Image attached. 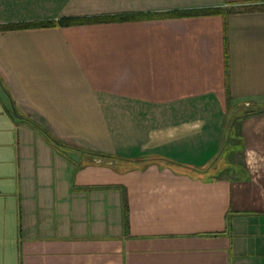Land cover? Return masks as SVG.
<instances>
[{
	"label": "crops",
	"instance_id": "crops-1",
	"mask_svg": "<svg viewBox=\"0 0 264 264\" xmlns=\"http://www.w3.org/2000/svg\"><path fill=\"white\" fill-rule=\"evenodd\" d=\"M0 72V264H264V0H0Z\"/></svg>",
	"mask_w": 264,
	"mask_h": 264
},
{
	"label": "trees",
	"instance_id": "trees-1",
	"mask_svg": "<svg viewBox=\"0 0 264 264\" xmlns=\"http://www.w3.org/2000/svg\"><path fill=\"white\" fill-rule=\"evenodd\" d=\"M218 10L214 9V10H201V11H195L192 12L191 14H199V15H206V14H211V13H216ZM79 21L77 20H69V21H61L59 22L60 25L64 26V25H70V24H75ZM54 23H48V25H53ZM24 27H28L27 25H15V26H9L7 27L8 29H15V28H24ZM0 82L4 84V79L1 75L0 72ZM12 99V96H11ZM240 112L237 114H232L227 116L226 122H225V129L229 130L232 128V126L236 123V121H238L239 119H242L243 117H247L249 115L252 114H256L259 112L264 111V106H260V105H256V104H249L247 107L244 105H241L238 107ZM19 114V113H18ZM20 115V114H19ZM29 120V119H26ZM36 125V124H35ZM46 135L48 136L49 140L55 144L57 147L61 148H67L70 150H75V148L67 145L66 143L60 141L59 139H57L54 135L50 134L49 132H46ZM85 154H89L91 157L100 160L103 163L106 164H114L116 162H118L120 160V158H117L116 156H112L109 154H105V153H98V152H84ZM224 153V150L221 154Z\"/></svg>",
	"mask_w": 264,
	"mask_h": 264
},
{
	"label": "rangeland",
	"instance_id": "rangeland-1",
	"mask_svg": "<svg viewBox=\"0 0 264 264\" xmlns=\"http://www.w3.org/2000/svg\"><path fill=\"white\" fill-rule=\"evenodd\" d=\"M249 104L245 105L246 107L248 106ZM244 106V105H243ZM231 113L229 115H232V114H237L240 112L239 108H234V109H231L230 111ZM31 120V119H30Z\"/></svg>",
	"mask_w": 264,
	"mask_h": 264
}]
</instances>
